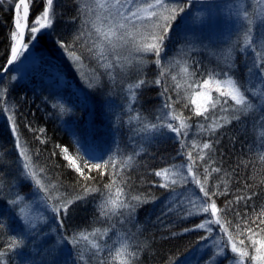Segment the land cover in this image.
Masks as SVG:
<instances>
[{"label": "trees", "instance_id": "1", "mask_svg": "<svg viewBox=\"0 0 264 264\" xmlns=\"http://www.w3.org/2000/svg\"><path fill=\"white\" fill-rule=\"evenodd\" d=\"M85 2L90 0H54L53 26L40 34L37 42H33L28 47V49L35 48L38 56L33 60L32 68L28 69V73L21 81L13 79V77L16 78V74L21 73L22 69L18 70L16 65L23 62L25 57L23 54L6 77L0 80V93H3L0 96V106L4 119V122H0V225H3L0 227V251L5 252L0 259L4 261V264H12L7 244L10 236H14L21 241L19 246L21 250L27 251L33 259L44 256L45 262L41 264L54 263L50 260V254L40 251L37 244L31 241L32 235L36 237L34 234H26L17 224L8 223L10 216L7 214L6 206L9 201L28 196L37 188L32 179L25 174L23 157L20 156L19 148L16 146V139L19 136L22 146L28 150L32 169L38 172L45 184L56 186L51 190L68 196L80 192L81 186L85 184L94 185L103 190L104 185L109 182L112 169L109 168L108 174L105 175H100L94 169L91 171L84 169L85 174L92 177L85 180L65 159L63 148L68 149L69 155L82 157L83 161L89 164L103 163L110 157L119 162L127 156H133V166L124 169L122 173L127 177L125 191L135 196L145 191L147 185L159 188V192L148 202L136 208L134 210L136 215L132 216L135 221L136 218L139 219L140 230L142 229L145 240H148V244L142 247L143 251L138 256V264H170L173 260L179 261L196 250L210 233L196 227L200 223L196 217L182 215L183 210L176 212V204H174L176 209L167 211H164L167 206L165 209L160 207V210L158 207L154 208L151 200L156 195L160 196L158 206H161L173 191L171 186H160L164 181L154 173L172 165L183 169L184 164L189 162L186 157L188 152H191L194 158L206 154L203 160L196 159L194 174H199L203 181L205 166L209 167V171L213 167H219L222 170L220 173H212L208 178L207 190L222 191L221 177L229 182L227 195L213 197L218 208H224L229 200L235 201L236 196L251 197L250 200L234 203L230 210L226 209L220 214L232 221V225L228 227L234 232L236 223L241 222L245 215L252 216L254 211L259 212L264 205V163L258 159L251 161L249 158L251 156L259 158V155L264 152V137L261 136V132H264V101H260L261 97L249 92L254 110L249 115L242 116L239 121L233 120L230 123L236 127V130L227 124L223 130L218 128L215 134L201 129L199 133H196L198 123L206 127L211 121L201 122L199 116L193 115L192 106L184 107L186 99L181 92L177 94L174 82L171 80L174 73L167 71L160 85L151 83L159 77L160 72V68L153 62L156 59L154 55L148 57L147 63L140 66L139 70L137 66H131L130 69L126 67L128 72H124L117 66L119 63L113 58L114 54L112 55L111 52L108 53L107 61L98 63L92 58L87 49L97 39H94L92 25L85 24V16L81 14ZM180 2L186 1L180 0ZM232 2L234 1L228 3ZM188 4L202 5L194 2ZM44 6L45 0H35L32 10L33 19L43 11ZM15 16L16 9L12 0H5L3 4H0V72L6 68L11 58L10 32L15 27ZM32 18L30 17V23ZM258 31L263 32L261 27ZM80 32H84V36L80 40H75L74 38ZM89 32L92 33L91 36L88 35ZM207 41V38L203 40L204 52H198L200 54L197 53L193 59L195 66L198 64L203 67L208 66V73L214 70L212 67L214 64L220 71L227 70L230 74H234L240 81L245 82L247 79V82L255 84L257 88L262 86L258 79L259 72L250 78L247 71L253 65L250 60L256 57L257 51L253 48L240 51L241 39L233 44L235 47L229 44L232 40L225 43L208 42L206 44ZM254 43L257 44L259 51H264L263 38H258ZM62 44L68 45V51L80 56L81 61H86V65L93 68L92 70L98 76V85L96 87L93 85L89 93L82 89L78 81L77 91L74 93L70 87L58 85L59 79L54 78V70L68 74V70L64 68L67 61L61 60L62 52L66 51ZM122 52L127 55L124 56ZM130 53V45L116 50V55L121 58L119 61L123 62L125 57L131 58ZM180 54L183 55V53ZM132 55H143L144 59L148 56L135 53ZM200 59L203 60L202 63L199 62ZM174 61L176 63V56ZM105 62H111L113 67L109 69L101 67L100 65ZM229 64H231L230 68ZM167 67H170L169 64ZM172 70L179 77L175 64H172ZM51 78L54 80L49 81L48 79ZM140 78L148 83L136 90L137 96L132 99L127 91V85ZM165 86L168 87V92L162 96L160 93ZM168 97H171V101L167 100ZM165 100L169 103L176 102L171 109H167L164 108ZM229 105L224 107L227 108ZM4 107L11 108L12 112H4ZM176 109L183 116L190 117L188 120L190 131L187 132V136L182 134L176 139H174L176 136H171L160 140L157 138L158 132L155 135L154 131L144 130L145 123H161L158 117H163L170 111L176 113ZM222 113L224 116L229 115V113ZM10 114L15 116L18 129L15 135L7 127L9 122V127L12 128L11 122L7 119ZM137 115L140 116V120L134 119ZM166 122L176 125V120L168 119ZM104 127L107 132H101ZM40 129L44 131L41 132ZM204 142L212 144V151L204 149L201 153ZM194 143L196 147H193ZM181 144L184 145L183 148ZM83 161L78 160L77 163L83 166ZM117 167H119L118 163ZM41 169L43 171H40ZM225 173L228 175L225 176ZM190 186L195 197L199 198L198 202H202L204 197L199 187L195 190L192 184ZM100 202L101 193H93L86 199L74 203L67 216L60 214L61 225L56 226V232L62 234L67 244L64 258L61 256L63 264H99V260H105L106 264H111L108 249L101 237H95L103 247V251L95 259L89 258L91 251L94 250H88L83 241L75 246L70 243L74 235L81 231H92L95 228L109 229L106 235L109 237L119 215L115 218V215L109 213L108 216L102 217L98 211ZM237 212L240 216L236 215ZM253 227L255 228V225ZM82 250L86 261L79 259ZM216 252L217 250L207 252L198 264H212V257ZM174 257L176 259H173ZM230 260L229 257L221 256L215 260V264H229Z\"/></svg>", "mask_w": 264, "mask_h": 264}, {"label": "snow or ice", "instance_id": "2", "mask_svg": "<svg viewBox=\"0 0 264 264\" xmlns=\"http://www.w3.org/2000/svg\"><path fill=\"white\" fill-rule=\"evenodd\" d=\"M4 2L5 0H0V4ZM190 2L191 0H186L185 3H181L180 0H143L142 3L138 2V0H90V2H85L81 11V14L85 16L84 23H90L92 25V29L97 37V40L93 41L92 46L87 50L92 58L96 59L99 63L100 61H107L110 51L116 53L117 49L130 45L131 58L125 57L124 60L129 66L135 64L138 70L144 64V56L132 55V53H151L156 58L153 62L160 68L159 77L151 83L160 85L163 77L167 74V68L161 64L160 57L164 49L165 41L168 38V32L172 27V22L177 19L180 13L185 11ZM12 3L16 9V16L14 19L15 27L10 32L12 44L11 58L8 60L9 65L23 55V52L28 49L29 45L37 39V34L41 33L44 29L51 28L55 19L54 0H45L43 11L31 23H29L28 19L30 0H19V2L12 0ZM236 16L240 22L238 29L239 36L242 40L240 51H244L245 49L253 47L252 26L257 20L264 25V0H255L253 11H249L243 4H240ZM87 17L93 18L88 19ZM26 32L28 35L27 42H25ZM91 34V32L88 33L89 36ZM83 36L84 32H80L74 39L80 40ZM61 46L66 50L69 47L64 44ZM71 55L77 60L81 59L74 52ZM256 57L259 62L254 61L253 65L247 71L248 76L251 78L257 75L254 69L259 68L258 79L262 85L260 88H257L255 84L238 80L234 74H230L227 71L220 73L215 71L208 72L206 74L207 78L202 81L193 80L192 83H189L188 80L195 77L196 73L195 71L190 72L186 64L180 68V73L187 78L183 84L177 80L176 75L171 76L177 94L179 95V91L183 89L186 95H188L189 102L195 106L193 115L202 116L205 120H211L206 127L203 124L200 125L201 130L215 134L216 130L222 128L224 124H230L233 120L239 121L242 116L249 115L254 110V104L250 99L249 92L257 97L264 98V67H261V65H264V51H257ZM115 59L119 61L121 58L119 55H116ZM100 66L105 69L113 67L111 62L102 63ZM117 66L122 69L124 68L123 64H118ZM228 67L230 68L231 64ZM147 83L143 78L129 83L127 85V91L130 97L135 99L137 96L136 90L141 89ZM167 92L168 87L165 86L160 95L164 96ZM213 92L216 93L215 96L212 94ZM2 95L3 93H0V96ZM201 98H203L202 101ZM167 100L171 101V97H168ZM229 100L232 104L227 108L224 107V105L229 104ZM175 102L172 101L169 103L166 101L164 108L171 109ZM188 106V104L184 105L185 108ZM217 108H219L220 112L229 113V115L219 117L212 115L210 117L208 113H215ZM3 111L11 113L12 109L4 107ZM7 119L12 124V132L17 133L18 129L14 114L8 115ZM134 119L140 120L141 118L137 115ZM157 119L162 122L158 124L145 123L144 130L159 131L161 128H167L169 131L176 133L177 137H180L182 134H186V130L190 128L188 123L190 117H185L183 114H176L170 111L165 116L158 117ZM168 119L179 121V124L174 125L168 123L166 122ZM40 131L43 132L44 130L40 129ZM261 136L264 137V132H261ZM16 146L20 149V156L23 157V167L27 170L25 174L35 182L37 188L46 194L49 193L50 189H55V185L45 184L38 172L32 170L33 166L31 164V158L28 155V150L22 146L19 136L16 139ZM196 146L194 143L193 147ZM181 147L183 148L184 145L181 144ZM204 149L212 151V144L204 142L201 147V153H203ZM62 152L65 154V159L69 161V164L85 180L92 179V177L86 175L84 169H88L89 171L93 169L97 170L100 175L108 174L107 170L109 168L112 169V172L109 174V182L104 185L103 190L94 185L85 184L81 186L82 190L75 195L68 196L66 194H60L56 197L49 196L50 199L54 198L59 200V203L52 206L53 212L57 214L63 212L67 216L69 209L74 203L86 199L93 193H101V202L98 205V211L102 217L108 216L109 213L115 215L119 209L134 210L135 206L131 201H136L137 204L148 202L147 198L142 195L131 196L125 191L124 186L127 184V177L122 173L124 169L133 166V156H127L119 162L110 157L108 161H104L103 163L89 164L87 161H83L82 157L69 155L67 148H63ZM204 155L206 154H201L194 158L191 152L186 153L187 160L189 161L186 167L189 174H193L196 159L203 160ZM78 160L83 161V166L77 163ZM259 160L264 162V152L259 155ZM117 163L119 167H117ZM40 171L43 170L41 169ZM221 171L219 167H213L209 171V167L205 166L203 181H201L199 174L192 175V182L199 187L204 199L200 203L190 201L192 208L189 209L187 214H207L203 222L196 225V227L211 233L213 231L211 225H216L224 233L226 239L222 237L221 242L218 243V251L212 257V264H215L217 258L227 256L229 251L233 254L230 264H245V261H247V264H264V205L261 206L259 212L254 211L252 216L245 215L241 222L234 225L235 231H230L228 226L232 225V221L227 220L220 214L226 209L230 210L234 203H239L242 200H250L251 197L236 196L235 201L229 200L225 203L224 208H218L213 197L227 195L229 182L221 177L223 190L215 192H209L206 185L212 173H220ZM154 174L157 177H162L164 181L160 185L162 187H170L171 185L186 182V177L177 165L163 168ZM227 175L225 173V176ZM217 188H220L219 184ZM9 203L16 205L18 200L9 201ZM24 211V208L20 209L21 213ZM236 215L240 216V213L237 212ZM253 225H255V228ZM2 226L0 225V227ZM108 231L109 229L101 230L99 228H95L92 231H81L71 238L70 243L75 246L83 241L87 245L88 250H94L91 251L89 258L95 259L103 251V247L95 237L99 236L103 238L108 234ZM20 243L21 241L17 238L10 237L7 250L16 249L20 246ZM4 255L5 252L0 251V257ZM108 255L111 258V264H135V261L138 259L137 252L132 251L126 241L122 242L114 251L110 250ZM79 259L86 261L83 250L80 253ZM0 264H4L2 259H0ZM99 264H106V261L99 260Z\"/></svg>", "mask_w": 264, "mask_h": 264}, {"label": "rangeland", "instance_id": "3", "mask_svg": "<svg viewBox=\"0 0 264 264\" xmlns=\"http://www.w3.org/2000/svg\"><path fill=\"white\" fill-rule=\"evenodd\" d=\"M138 2L142 3L143 0H138ZM34 4H35V0H30L29 10H30L31 18L33 15L32 10L34 9ZM240 4H243L244 7L248 8L249 11H253L255 7V0H237L232 3H226V4H221V5H208V4L203 5L202 4V5L192 6L188 4L185 11L180 13L177 16V19L172 22V27L168 32V38L165 41L164 49L161 53V57H160L161 64L167 68V71H170L174 73L175 75H178L176 74V72L172 70V64H175L176 71H178L179 73V77L176 76L177 80L180 81L182 84L184 83V80L187 79L186 77L183 76L182 73H180V68L185 63L189 67V71L190 72L195 71L197 75V77L195 78L193 77L189 79L188 80L189 83H192L193 80L202 81L203 79L207 78L206 74H207L208 66L204 65L203 67V65L201 64H198L197 66H195L193 59L198 52H204L202 48L205 46V44L203 43V40L205 38L208 39L206 44L208 42L225 43V42H229L230 40H232V42L229 43L231 44V47L236 41L241 39L239 36V32H238V29H239L238 25H240V22L238 21L237 16H236V13L238 11V7ZM21 14H22V8H21ZM33 20L34 19L32 18V21ZM178 22H179V25H177ZM252 27H253V32H252L253 41H257L258 38L264 39V25H262L260 21L257 20V22ZM259 27L262 28V31H263L262 33L258 31ZM48 30L49 29H44L42 30L41 33L37 34V39L34 42L35 43L37 42L40 34ZM93 33H94V39H97L94 30H93ZM259 42H262V41H259ZM252 48L255 51H259L256 43L253 44ZM179 52L183 53V55H181ZM122 53L124 56L127 55L124 52ZM173 53L175 54L172 55ZM23 54L25 56L23 62L22 63L19 62L16 65V67L18 66L17 68L18 70L22 69L20 74H16L15 79L19 81H21V79H23L24 76L28 73V69L32 68L33 60L38 57L36 49L32 47L25 50ZM111 54L112 55L114 54L113 58H115L116 53L111 52ZM179 54L181 56H179ZM61 55L63 58L61 60H63L64 62L65 60L67 61L66 64L64 65V68L68 70V74L66 72L61 73V72H58L57 70H54V74H55L54 78L59 79L58 85L68 84L69 86H71V88L76 89L78 87V83H77L78 81L81 87H83L82 89L86 91L87 93H89V90L91 87H93V85L94 87L98 85V78H97L98 76H96L95 71L92 70L93 68L86 65L85 63L86 61L85 62L83 60L81 61L82 58L80 60L75 59L71 55V53L68 51V49L65 52H62ZM147 55L148 56L144 59V64L147 63L148 57L153 56V54L151 53H148ZM170 55L172 56L170 57ZM175 56H176V63L174 61ZM184 57H186L188 61ZM252 58L254 59H251L250 63H253L254 61L259 62L257 60V57H252ZM117 62L119 64L124 65V68H123L124 72L127 71L126 67H128L129 69L131 67L123 61H117ZM199 62L202 63L203 60L200 59ZM168 64L170 66L169 68L167 67ZM134 66L135 64H133V67ZM212 67L214 69L213 71L217 73L222 72L220 71L219 68L215 67L214 64ZM261 67H264V65H261ZM120 69L122 70L121 67ZM203 69L205 70V72ZM258 69L259 68H256L254 69V71L259 72ZM209 72H212V71H209ZM219 78H223V77H219ZM48 80L53 81L54 79L51 78ZM245 82H247V79L245 80ZM179 92H181L182 96L185 97L186 99L184 100V104H188L189 105L188 107L192 106L194 109L195 106L189 102L188 95H186L185 91L182 89ZM212 94L214 96L216 95L215 92H213ZM202 99L203 98H201V101ZM260 101H264V98H260ZM229 104H232L230 100H229ZM176 114H182V113L176 109ZM208 115L210 117L212 115H215L218 117L224 116L223 113L219 111V109H217L215 113L209 112ZM199 120L205 123L208 121L209 122L211 121L210 119L205 120L202 116H199ZM0 122H4L1 106H0ZM178 124H179V121H176V125ZM200 124L201 123H198L196 127V131H195L196 133L200 132V127H199ZM228 125L233 127L234 130H236L235 129L236 127H234L233 124L231 125L228 124ZM226 126L227 124H224V126L222 128H219V130H223L224 127ZM7 127L10 130L12 129L11 127H9V122L7 123ZM188 131H190V128L187 129L186 134H183V135L187 136ZM101 132H107L106 128L104 127L101 130ZM157 132H158L157 138L160 140L168 139L171 136H176L174 137V139L177 138L176 133L169 131L167 128H161L159 131H154L155 135ZM249 158L251 161H254V159L259 160V158L256 156L255 158H253V156ZM188 163L184 164L183 169H179L186 177V182L178 183L176 185H171V188H173V191L170 192V194L166 197L165 199L166 202H164L163 205L158 206V202H159L158 200L160 198L159 195H156L151 200V203L154 205V208L158 207L159 210H160V207H162V209H165L166 206H167V209H165L164 211H167L169 209L172 210L176 208H177L176 212L183 210L184 212L182 213V215L188 216V217L189 216L196 217L197 220L200 223H202L203 220L206 218L204 215H207V214H203V213L193 214V215L187 214L189 209L192 208V204L190 203V201H196L197 203H199L198 198L195 197L193 193V189L190 186V184H192L195 190H196V187H198L195 183L192 182V175L194 174V170H193V174H189L187 172L186 165ZM261 163H264V162H261ZM32 170L35 171L34 169ZM175 178L179 179L178 177H175ZM33 183L35 185L34 181ZM146 187H147L146 190L140 192V195L146 197L148 201L150 198H152V196H154L155 194H157V192H159V188L156 186H148V185ZM178 192L180 193L179 195H178ZM58 195L60 194H58L57 192L51 189L49 193L46 194L44 191L40 190L39 188H35L30 195L19 197L17 199L18 203L16 205L8 203V206H6L7 214L10 216L8 219V223L17 224L20 228L23 229V231L26 234H34L36 237L32 235L31 241L34 244H37L38 249L40 251L50 254V260L51 262H54L53 264H63V261L61 260V256L64 258L63 255L67 251V247H66L67 244L62 238V234L56 232V226L61 225L60 214L63 212H61L60 214H57L52 211V206L59 203V200L54 199V198L52 199L49 198V196L56 197ZM69 196H72V195H69ZM131 203L135 206L134 210L138 208L140 205L144 204V203L137 204L136 201H131ZM174 204H176V208L174 207ZM21 208H24L25 210L23 213L20 212ZM134 210L119 209L117 211V214H115V218L119 215V217L116 218L115 220V228L112 229L109 237L105 236L101 238V240L104 241L105 243L104 245L108 249V252L110 250L114 251L115 248L119 247L122 242L126 241L129 244L130 249L132 251H136L137 255L140 256L143 251L142 247L148 244V240H145V238L143 237L142 229L140 230L139 219L136 218V221H135L132 217L136 215L134 213ZM212 228H213V231L210 234L208 233L209 235L207 234L208 236L204 238V240L199 244L196 250H193L192 252L188 253L186 257L181 258L179 261L173 260L170 264H198L199 260H202V258L205 256L207 252L216 251V250L218 251L217 245L218 243L221 242V238L224 237V233H222L219 227L216 225H213ZM51 233H54V235H51ZM10 237H14V236H10ZM224 238L226 239V237ZM10 253H11L12 264H41V262H45L44 256H41L37 259H33L27 251L25 252L22 251L20 247H17L14 250H10ZM232 256L233 254L229 251L227 256H223V257H226V258L229 257L232 260ZM173 259H176V257H174ZM135 264H138L137 260L135 261ZM245 264H247V261H245Z\"/></svg>", "mask_w": 264, "mask_h": 264}, {"label": "water", "instance_id": "4", "mask_svg": "<svg viewBox=\"0 0 264 264\" xmlns=\"http://www.w3.org/2000/svg\"><path fill=\"white\" fill-rule=\"evenodd\" d=\"M186 1V0H183ZM235 0H191V2L199 3V4H208V5H216V4H224ZM29 23H30V10H29ZM28 40L27 32L25 33V42ZM17 61V60H16ZM16 61H14L11 65L7 64L6 68L3 72L0 73V80H3L8 72L13 68Z\"/></svg>", "mask_w": 264, "mask_h": 264}, {"label": "bare ground", "instance_id": "5", "mask_svg": "<svg viewBox=\"0 0 264 264\" xmlns=\"http://www.w3.org/2000/svg\"><path fill=\"white\" fill-rule=\"evenodd\" d=\"M3 72V71H2Z\"/></svg>", "mask_w": 264, "mask_h": 264}]
</instances>
